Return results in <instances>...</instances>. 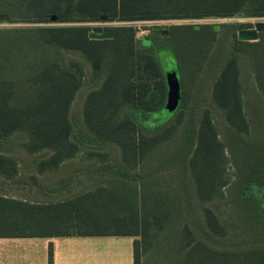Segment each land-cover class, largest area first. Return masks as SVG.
<instances>
[{
  "label": "trees",
  "instance_id": "obj_1",
  "mask_svg": "<svg viewBox=\"0 0 264 264\" xmlns=\"http://www.w3.org/2000/svg\"><path fill=\"white\" fill-rule=\"evenodd\" d=\"M240 12L264 16V0H0L11 23ZM239 26L0 28V181L44 194H0V237L133 236V264H264V30L240 41Z\"/></svg>",
  "mask_w": 264,
  "mask_h": 264
},
{
  "label": "rangeland",
  "instance_id": "obj_2",
  "mask_svg": "<svg viewBox=\"0 0 264 264\" xmlns=\"http://www.w3.org/2000/svg\"><path fill=\"white\" fill-rule=\"evenodd\" d=\"M257 22H264V16H248L244 12H240L232 17H221V16H206L202 18H161V19H131V20H94L88 22H63V23H11L7 21H0V28L9 27H26V26H46V25H86L89 27V32H104L111 31L108 28L117 26H131L135 32V40L149 39L153 34H160L165 37H170L168 30L171 26L175 25H194V24H207L214 26L217 30L220 29L221 24H241L236 31L240 28H253ZM112 32V31H111ZM232 34V33H231ZM167 54V53H166ZM163 55L168 58L169 64L165 68V71L169 70L174 65V61L170 60L174 58L172 55ZM202 59L200 54H197L191 58L183 56L184 62L182 63V75L185 79L193 81L195 79L194 73H197L198 61ZM203 60V59H202ZM201 60V61H202ZM188 65V66H187ZM196 70V71H195ZM245 71L246 68H244ZM180 81V73H179ZM193 79V80H192ZM181 87V83H180ZM228 173V172H227ZM231 170L229 171V176ZM152 182L149 187H160ZM164 184V183H163ZM29 192L30 194L26 193ZM0 194H6L13 197H26L32 200H37V195L42 197L44 195L37 187V185L30 182H23L19 179L12 178L0 181ZM134 237L129 236H118V237H99V244H96L95 248L103 250L105 249L106 261L105 264H129L130 263V252L131 243ZM94 247V246H92ZM87 261H91L89 258ZM93 263V262H92ZM85 264V263H84ZM91 264V263H89Z\"/></svg>",
  "mask_w": 264,
  "mask_h": 264
},
{
  "label": "crops",
  "instance_id": "obj_3",
  "mask_svg": "<svg viewBox=\"0 0 264 264\" xmlns=\"http://www.w3.org/2000/svg\"><path fill=\"white\" fill-rule=\"evenodd\" d=\"M99 237H0V264H48L49 247L52 264H105L104 247L101 251L95 248ZM129 264H133L132 243Z\"/></svg>",
  "mask_w": 264,
  "mask_h": 264
},
{
  "label": "water",
  "instance_id": "obj_4",
  "mask_svg": "<svg viewBox=\"0 0 264 264\" xmlns=\"http://www.w3.org/2000/svg\"><path fill=\"white\" fill-rule=\"evenodd\" d=\"M56 17L51 16L50 20L55 21ZM8 16L6 14H0V21H7ZM101 20H106V16H102ZM264 30V22H257L253 28H240L236 31L237 39L240 41H257L259 39V33ZM90 39H111L113 33L111 31L93 32L88 33ZM167 84V97L165 108L169 111H173L179 105L181 99V87L180 81L176 69H169L165 73Z\"/></svg>",
  "mask_w": 264,
  "mask_h": 264
}]
</instances>
